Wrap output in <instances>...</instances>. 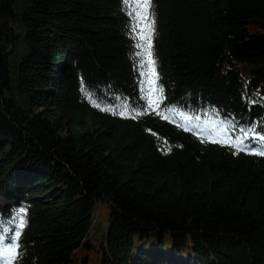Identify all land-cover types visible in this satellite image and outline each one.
I'll return each instance as SVG.
<instances>
[{"label":"trees","instance_id":"trees-1","mask_svg":"<svg viewBox=\"0 0 264 264\" xmlns=\"http://www.w3.org/2000/svg\"><path fill=\"white\" fill-rule=\"evenodd\" d=\"M137 2L0 0V236L14 264H264V0Z\"/></svg>","mask_w":264,"mask_h":264},{"label":"snow or ice","instance_id":"snow-or-ice-1","mask_svg":"<svg viewBox=\"0 0 264 264\" xmlns=\"http://www.w3.org/2000/svg\"><path fill=\"white\" fill-rule=\"evenodd\" d=\"M125 2H127V0H125ZM151 4V0H138L136 7L141 9V12L137 13V17H138V21H137V25L139 26L140 21H144L148 19V8L150 7ZM145 27L147 28L148 32H147V36L141 34L140 35V39L141 40H147V48L145 49L146 55H147V63L150 69V75L146 74V73H142L143 75H148V79L146 81L147 84L151 85L152 87H150L147 91V96L146 98L148 99V105L149 108L153 107V104H155L156 106H158L159 101L162 99V96L160 95H156L155 100L153 99V95L157 94L159 92H161L162 90L157 89L154 85H155V80H156V73H155V68H154V64L155 62L151 59V32L153 29L152 23L149 22L145 25ZM137 48H141L143 47V45L141 44H137L136 45ZM137 55H140V53H138ZM121 115H123V113H121ZM163 118H167V117H163ZM187 130V129H186ZM249 135V133L247 131L244 132V136L247 137ZM259 139L264 140V136L259 137ZM210 142L213 143H219L220 141L218 140H211ZM227 143H229L232 147H234L236 149V151L233 154H237L238 152L241 151H245V147L243 145L242 140H235V141H227ZM248 154H252V155H258V156H264V150H258V151H250ZM24 227V222L23 220H21V222L19 223V228L23 229ZM14 231V235L13 236H0V264H14L15 260L18 259L20 253L18 251L19 249V237L21 235L20 231Z\"/></svg>","mask_w":264,"mask_h":264},{"label":"rangeland","instance_id":"rangeland-1","mask_svg":"<svg viewBox=\"0 0 264 264\" xmlns=\"http://www.w3.org/2000/svg\"><path fill=\"white\" fill-rule=\"evenodd\" d=\"M107 206L98 204L94 210V223L91 229V236L100 238L107 225L106 220Z\"/></svg>","mask_w":264,"mask_h":264}]
</instances>
